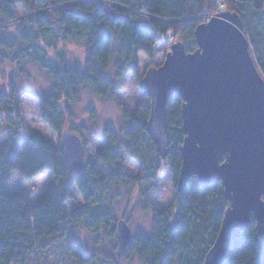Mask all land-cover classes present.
Listing matches in <instances>:
<instances>
[{"label":"trees","instance_id":"trees-1","mask_svg":"<svg viewBox=\"0 0 264 264\" xmlns=\"http://www.w3.org/2000/svg\"><path fill=\"white\" fill-rule=\"evenodd\" d=\"M18 6L27 14H38L24 28L10 32L6 25L18 19ZM222 12L241 19L264 77V0H0V64L8 62L20 70L35 63L51 83L37 97L41 120L59 137L66 131L81 139L71 107L81 102L84 91L106 100L115 81L127 73L138 77V55L151 59L154 48L170 35L193 52L197 48L193 33L202 18ZM47 33L54 38L48 48L59 42L83 48L82 65H66L60 56H42L41 42ZM19 104L14 84L0 91V129L5 136L0 147V264H27L33 254H47L52 241L65 235L68 223L85 224L93 235L114 226L110 206L121 198V190L131 200L145 198L143 209L151 214L150 232L135 234L125 257L135 256L140 264L203 263L229 206L222 184L205 188L187 184L182 194L176 193V205L166 210L151 207L147 197L165 165L176 188L183 141L180 97L167 104L170 144L164 160L146 133L148 100L133 116L124 111V127L102 131L103 147L81 174L70 171L61 145L39 133L28 132L27 148L19 150L26 131ZM89 113L95 122L94 110ZM125 157L138 165L137 177L125 173ZM14 172L25 182L48 174L46 191L34 201L23 192L11 193ZM75 192L82 206L68 216L66 204L74 201ZM67 254L74 264H110L106 258H90L75 242L67 247ZM224 264H264V236L257 234L254 221L232 243Z\"/></svg>","mask_w":264,"mask_h":264},{"label":"water","instance_id":"water-1","mask_svg":"<svg viewBox=\"0 0 264 264\" xmlns=\"http://www.w3.org/2000/svg\"><path fill=\"white\" fill-rule=\"evenodd\" d=\"M193 36L196 50L172 45L163 64L145 72L139 89L149 99L146 133L162 160L170 144L167 104L177 96L182 100L176 192L182 194L193 178L202 188L222 184L229 206L202 264H224L232 243L253 221L264 236V77L237 14H217ZM59 138L70 171L81 174L86 167L81 139L66 131ZM116 231V255L123 257L130 230L120 221Z\"/></svg>","mask_w":264,"mask_h":264},{"label":"rangeland","instance_id":"rangeland-1","mask_svg":"<svg viewBox=\"0 0 264 264\" xmlns=\"http://www.w3.org/2000/svg\"><path fill=\"white\" fill-rule=\"evenodd\" d=\"M30 2L33 3L34 0H30ZM16 14L18 19L6 25L10 32L24 28L27 21L38 13L27 14L21 6H18L16 7ZM211 17L213 15L204 16L202 18L203 23H206ZM244 34L248 40L250 52L256 64L250 38L246 31H244ZM172 38L173 36L170 35L167 37V42L163 41L157 45L154 48L151 59L143 53H140L138 55V77L132 73H127L122 80L115 81L114 92L106 100L98 99L90 91L86 90L82 93L81 102L71 107L75 118V129L81 132V139L86 144V163L88 161L95 162L94 157L96 152L103 147L101 133L104 129L113 128L118 130L124 127V111L129 116H133L142 104L148 103L149 99L141 94L139 81L146 71L160 67L165 60L166 54L170 52L171 46L180 42H176ZM53 44V35L45 34V41L41 42L45 54L40 51L41 55H45L47 59L60 56L66 65L69 66L82 65L84 58L83 48L70 44L64 45L62 42L57 43L55 48L47 47ZM0 68V91L7 90L11 84H14L19 93V105L26 128V131L22 132L20 137L19 150L23 151L27 148L28 132L39 133L55 146L60 145L59 136L40 118L37 97L41 96L51 86L46 74L35 63L27 64L18 70L17 68L10 67L8 62H5L0 64ZM91 109L95 112V122L91 121L89 113ZM4 139L5 136L2 135L0 129V147ZM99 169L102 174L106 173L102 167H99ZM124 171L132 177H137L139 174L138 165L126 157L124 158ZM159 173V177L154 184L155 189L147 194L150 205L160 210L173 208L176 205L177 193L173 173L166 165ZM48 181V174H44L31 182H25L14 172L9 183V191L13 194L23 192L34 201L46 191ZM195 183H197L196 186H199L195 178L190 179L188 182V184ZM119 194L121 198L115 200L110 206L114 216V226H110L106 230H101L97 235H93L87 231L85 224L72 226L68 223L65 227V235L52 241L51 247L47 249V254L41 252L35 253L28 260L27 264H74L69 260L67 254V247L73 242L90 258H106L110 264H140L135 256L117 257L118 243L116 226L118 222L124 221L128 225L132 241L135 234L139 232H150L151 214L143 209L145 198L141 202L136 198L131 200L124 190H121ZM74 196V201L66 204V214L68 216L82 206V201L76 192ZM101 260L95 259L96 262H101ZM102 263L108 264L105 262Z\"/></svg>","mask_w":264,"mask_h":264}]
</instances>
